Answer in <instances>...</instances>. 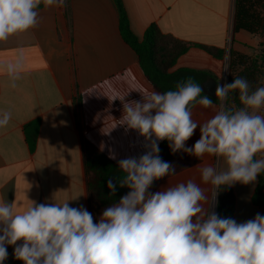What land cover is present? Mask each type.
<instances>
[{"label": "crops", "instance_id": "1", "mask_svg": "<svg viewBox=\"0 0 264 264\" xmlns=\"http://www.w3.org/2000/svg\"><path fill=\"white\" fill-rule=\"evenodd\" d=\"M121 1L139 38L156 24L171 39L191 44L171 72L185 68L206 72L203 83L213 79L226 84L230 50L264 61L261 33L233 32L235 0ZM197 45L223 49L225 56L217 59ZM20 56L24 67L15 88L0 72V112H11L7 127L0 128V201L13 202L17 211H24L31 201L70 200L71 207L82 205L92 214L98 204L87 187L82 144L92 143L117 165L120 159H138L149 150V141L136 130L119 125L112 128L123 109L119 99L111 98L127 95L126 100H139L137 90H155L137 55L122 38L115 0H66L65 7L40 8L36 28L0 42V63L14 62ZM218 110L220 105L214 102L210 108L197 103L192 118L202 124ZM259 114L264 115V109ZM34 120L40 121V130L37 146L31 151L25 126ZM199 138L198 127L186 147ZM110 153L116 159L110 158ZM208 163L218 171L226 169L223 158L205 156L149 191L188 179L200 183L199 167ZM256 185L229 187L235 197L233 219L237 222L261 214L252 202ZM201 186L209 189L211 196V186ZM7 251L4 264H22L14 258L13 246Z\"/></svg>", "mask_w": 264, "mask_h": 264}, {"label": "clouds", "instance_id": "2", "mask_svg": "<svg viewBox=\"0 0 264 264\" xmlns=\"http://www.w3.org/2000/svg\"><path fill=\"white\" fill-rule=\"evenodd\" d=\"M41 5L65 7L66 0H0V42L36 28ZM23 67L20 56L0 63V72L15 88ZM237 90L243 107H224ZM137 91L139 100H126L127 95L110 99H119L123 109L112 128L136 130L149 141V150L138 159L118 160L122 175L107 182L109 195H115L117 185L127 193L104 208L98 222L82 205L71 207L70 200L31 201L24 211L0 201V264L8 258V246L22 264H264V215L237 222L212 211L222 188L254 184L264 173V115L259 114L264 84L251 90L242 77L218 83L220 110L202 124L192 118V109L197 103L210 108L213 100L201 95L204 89L194 78L177 83L175 90ZM10 120V111L0 112V128ZM198 127L200 138L186 147ZM165 140L173 153L223 158L226 169L204 164L200 183L188 179L150 192L155 181L175 175V166L159 155L157 141ZM110 158L116 159L111 153ZM202 184L211 186V196Z\"/></svg>", "mask_w": 264, "mask_h": 264}, {"label": "trees", "instance_id": "3", "mask_svg": "<svg viewBox=\"0 0 264 264\" xmlns=\"http://www.w3.org/2000/svg\"><path fill=\"white\" fill-rule=\"evenodd\" d=\"M115 2L120 16L122 38L137 55L139 66L156 91L166 92L168 90H175L176 84L188 77L194 78L195 82L203 87V77L208 75L206 72L186 68L175 72L170 71L172 65L175 64L181 55L188 51L191 44L171 39V37L163 34L156 24H152L146 31L144 37L139 38L131 29L129 17L122 1L115 0ZM42 7L43 5L40 8ZM233 14L234 33L244 29L251 33H261L264 36V0H235ZM197 47L220 60L225 56V50L223 49L211 48L204 45H197ZM236 77L247 79L250 84V89L254 90L256 87L264 84V61L261 62L252 56L230 50L227 83L233 82ZM204 94L205 92L201 95ZM209 97L214 103H220L217 98ZM224 105L225 107H231L233 109L243 107L239 100L238 90L229 94ZM39 130V120H34L25 126L27 144L31 151H34L37 146ZM82 145L84 166L87 175V187L90 195L94 197L95 202L98 204L92 215L98 221L102 210L118 202L119 198L125 195L128 189L121 188L117 185L115 195H109L108 180L113 179L115 181L118 176L122 175L118 165L110 160L96 146L92 145V143L85 142ZM159 149L160 157L175 166V175L199 163V159L183 151L173 153L169 147V141H162ZM171 176L173 175L155 181L150 190H155L160 181ZM252 200L254 205L261 210V215H264V173H261L258 177ZM216 202V213L218 215L233 218L235 197L231 188H222L217 195Z\"/></svg>", "mask_w": 264, "mask_h": 264}, {"label": "water", "instance_id": "4", "mask_svg": "<svg viewBox=\"0 0 264 264\" xmlns=\"http://www.w3.org/2000/svg\"><path fill=\"white\" fill-rule=\"evenodd\" d=\"M216 85H217L216 81L213 80V79H210L207 82L203 83V89L206 92V94H209L210 96L212 95V97H215ZM214 209H215V212H216L217 202L214 204Z\"/></svg>", "mask_w": 264, "mask_h": 264}, {"label": "rangeland", "instance_id": "5", "mask_svg": "<svg viewBox=\"0 0 264 264\" xmlns=\"http://www.w3.org/2000/svg\"><path fill=\"white\" fill-rule=\"evenodd\" d=\"M227 80H228V75L227 76H225V82H226V84H227ZM225 102V101H224ZM223 102V103H224ZM225 107V106H224ZM216 201H217V196H216Z\"/></svg>", "mask_w": 264, "mask_h": 264}, {"label": "built area", "instance_id": "6", "mask_svg": "<svg viewBox=\"0 0 264 264\" xmlns=\"http://www.w3.org/2000/svg\"><path fill=\"white\" fill-rule=\"evenodd\" d=\"M262 54H263V56H264V50L262 51Z\"/></svg>", "mask_w": 264, "mask_h": 264}]
</instances>
